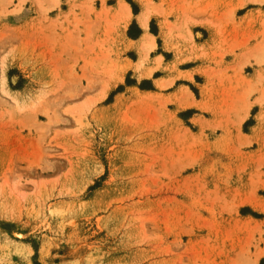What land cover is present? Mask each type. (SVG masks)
Instances as JSON below:
<instances>
[{
    "label": "rangeland",
    "instance_id": "1",
    "mask_svg": "<svg viewBox=\"0 0 264 264\" xmlns=\"http://www.w3.org/2000/svg\"><path fill=\"white\" fill-rule=\"evenodd\" d=\"M67 1L41 16L31 0H0V264H256L264 210L234 204L264 207V118L252 135L233 101L224 116L212 101L185 117L172 109L183 93L130 89L137 54L120 24L96 22L86 45L62 17ZM81 1L73 15L94 19ZM153 1L166 22L172 1ZM239 1H207L232 20V55L248 41Z\"/></svg>",
    "mask_w": 264,
    "mask_h": 264
},
{
    "label": "crops",
    "instance_id": "2",
    "mask_svg": "<svg viewBox=\"0 0 264 264\" xmlns=\"http://www.w3.org/2000/svg\"><path fill=\"white\" fill-rule=\"evenodd\" d=\"M120 1L124 6L122 13L119 15L117 12L116 15L119 19L121 15L128 16L124 26H121L120 20L118 23L123 29L121 34L126 46L124 52L137 54L136 59H131L132 63L136 64L134 69L130 68L134 74L129 73V76L135 78V82L129 85L130 89L137 90L135 88L137 86L140 87L141 92L160 91L168 95L183 93L185 100L180 103L182 105L172 106V109L177 113H183L185 117H192L197 113L196 110L204 109L207 102L212 101L217 106L221 105V108L215 111L216 115L224 116L229 109L227 105L233 101L234 108L230 109L237 112L242 123L252 119L248 125V133L255 134L259 121L264 118V97L258 101L262 91L261 85L252 91L248 88L254 83L257 72L264 69V62L256 63L253 56L245 60V55L255 53L259 48L257 45L260 46L262 43L264 45V14L258 19H253L252 15L253 10L258 8L257 2H263L260 9L264 10V0H241L238 5L235 4L234 22L241 21L236 34L242 33L248 41L240 50L234 49V55L228 53L232 46L223 42L226 38H232L234 34L232 20L230 17L223 19L217 14L209 15L208 12L215 10L208 8V0H168V2L172 1L173 14L168 16L166 22L157 7H150L149 3H146L150 12L145 27L138 20L142 8L137 0H105V4L111 7V10H117ZM153 2L156 3L157 0ZM241 8L246 10L238 13ZM245 21L246 25L243 24ZM160 22H163L164 31L168 34L166 42L161 35ZM255 34L257 39L250 40ZM260 39L263 42H258ZM190 44L193 47H190ZM221 47L225 51L222 59L217 55ZM154 49L157 50L152 53ZM146 58L147 63H145ZM235 83L238 85L236 90H230L229 87ZM192 86L198 88V97L191 89ZM223 90H225L224 94L220 96ZM260 113L263 117L258 119ZM263 184L259 186L264 188ZM262 253L258 256L256 264H259L260 258L264 257Z\"/></svg>",
    "mask_w": 264,
    "mask_h": 264
},
{
    "label": "bare ground",
    "instance_id": "3",
    "mask_svg": "<svg viewBox=\"0 0 264 264\" xmlns=\"http://www.w3.org/2000/svg\"><path fill=\"white\" fill-rule=\"evenodd\" d=\"M20 1V4L23 2V1H25V0H19ZM81 1V0H80ZM93 1H95V0H82L78 5H80V7H83V9H84V11L87 13V14H90V13H92V12H94L93 14L95 15V18L94 19H85L84 17V19H85V21H84V19H82L81 20V18H80V15H77L76 17H75V14L73 15V5H75V0H68L67 1V3L69 4V6H70V8H69V6H68V11H66L65 10V13H63L64 15L62 16L63 17V19H64V17L67 19V17H68V15H72L73 17H71L72 19V22H70L69 21V18L66 20L67 22L69 21L70 23H71V29H70V31H75L76 33H74V35L76 34L77 35V33H80V32H83V34H84V36L85 37H81L83 40H82V42L84 41L85 43L87 42L88 43V40L90 39V37H91V35H90V33L93 31L92 29L93 28H96V27H94L95 26V24H97L96 22H98V21H100V20H104V22H106V21H108V23H110V19L109 18H112L116 23H119V20L122 22V24H121V26H124L125 25V23H126V21H127V19H128V16L127 15H125V16H123V15H121L120 16V19L118 18V15H116L117 14V12H119V15H120V13H122V8H123V6H124V3L123 2H119L118 3V5H117V10H111V7H109V6H107L106 4H105V0H99L100 1V3H101V7L99 8V9H94V5H93ZM138 1V3H140V5H141V8H142V14L140 15V17L138 18V20H139V22H140V24L143 26V27H145L146 26V19L148 18V16H149V12H150V10L148 9V7H147V5H146V3H147V0H137ZM254 1H260V0H254ZM8 2H11V0H8ZM7 2V4H9ZM18 2V1H17ZM31 2L33 3V5L32 6H34L35 8H36V12H38L39 14H42L41 16H44V14H46V11L49 9V8H55V7H57L58 5H59V0H31ZM15 4V3H14ZM17 4V3H16ZM20 4H19V7H20ZM83 5V6H82ZM14 6V5H13ZM19 7L18 8H15V11L16 10H18L19 9ZM14 8V7H13ZM2 9V8H1ZM14 9H12V11H13ZM2 11V10H1ZM75 12V11H74ZM86 14V15H87ZM62 17L60 16V18L59 19H61V20H58V28L60 27V28H63V30H64V27H66V29H67V26H66V24H63V22H62ZM88 17H89V15H88ZM93 18V17H92ZM107 19H109V20H107ZM87 20V21H86ZM106 20V21H105ZM63 24V25H62ZM99 24V23H98ZM160 24H161V28H162V30H161V35H162V37L164 38V40H165V42H166V40H167V38H168V34H167V32L166 31H164V24H163V22H160ZM62 26H64V27H62ZM106 26H107V24H106ZM105 26V28H107ZM105 28H104V31H105ZM69 29V28H68ZM67 29V32L64 34L65 36L66 35H71V36H73V37H70V36H67L66 38L68 39V37L69 38H75V40L77 39V36H74L72 33H70V31ZM89 35H90V37H89ZM80 37V36H79ZM77 40H79V38L77 39ZM95 40H96V43H97V39H96V37H95ZM80 41V40H79ZM79 41H78V44H79ZM262 42H263V40H261ZM95 42V41H94ZM260 42V41H259ZM261 42V43H262ZM84 43V44H85ZM86 43V45H89V43L87 44ZM92 44V43H91ZM90 44V45H91ZM258 44H260V43H258ZM263 44V43H262ZM260 45V46H258L257 45V47H259L256 51H255V53H253L252 55H245V60H247V58L249 57V56H253V58H254V61L256 62V63H258V64H260L261 62H263L264 61V45ZM149 45H150V42H149ZM262 46V47H261ZM88 47V46H87ZM91 47V46H90ZM190 47H193V45L192 44H190ZM89 48V47H88ZM141 61V60H140ZM123 72H124V69H121V71L118 73V76H116L115 78H114V80H113V83H116V82H118V81H121L122 80V76H123ZM2 76V75H1ZM4 77V76H3ZM2 81V80H1ZM3 81L5 82V77L3 78ZM159 85H160V83H159ZM162 85V84H161ZM258 85H261V87L260 88H262V91H261V93H260V95H259V97H258V101H261L262 100V98L264 97V69L263 70H261V71H259V72H257V74H256V77H255V81H254V83H252L250 86H249V90L250 91H252L253 89H257V87H259ZM3 86V85H2ZM5 89H3L4 90V92L5 93H8L9 95H12L13 96V94L14 93H16L17 92V90L16 89H12V88H10V87H8V86H6V84H5ZM108 90H109V86H106L105 88H104V90H103V92H102V94H101V97L103 98L106 94H107V92H108ZM13 99H14V101L15 102H18V100L15 98V96L13 97ZM263 117V115H262V113H260L259 114V117H258V119H261ZM262 186H264V184L262 185ZM241 204H250V205H252L253 207H256V208H258V209H261V210H264V207L261 205V204H259L258 202H256V200L255 199H252V198H240L235 204H234V207H238L239 205H241ZM264 250L263 249H257L256 250V252L254 253V256H255V260L258 258V256L263 252Z\"/></svg>",
    "mask_w": 264,
    "mask_h": 264
},
{
    "label": "trees",
    "instance_id": "4",
    "mask_svg": "<svg viewBox=\"0 0 264 264\" xmlns=\"http://www.w3.org/2000/svg\"><path fill=\"white\" fill-rule=\"evenodd\" d=\"M140 86H141V84H140Z\"/></svg>",
    "mask_w": 264,
    "mask_h": 264
}]
</instances>
